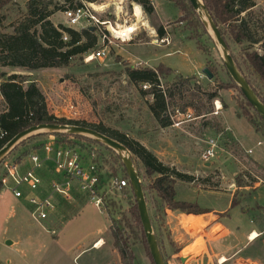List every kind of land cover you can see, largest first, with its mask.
Returning <instances> with one entry per match:
<instances>
[{"label":"rangeland","instance_id":"1","mask_svg":"<svg viewBox=\"0 0 264 264\" xmlns=\"http://www.w3.org/2000/svg\"><path fill=\"white\" fill-rule=\"evenodd\" d=\"M78 1H73L70 6L78 3ZM129 1L126 0L124 3V11L131 18ZM27 2L28 0L0 2V26L4 32H11L18 20L26 14ZM55 2L58 3L59 7L62 5L69 6L67 0H55ZM96 2L98 4L109 3L107 11L99 13L101 20L109 19L113 23L117 20L118 23L125 24L123 16L117 18L114 14L119 6L118 0H96ZM155 5L159 16L165 18V23H160L155 14L148 16L144 13L145 20L142 24L138 23L133 39L127 42L114 40V43L108 48L109 54L105 59H94L86 63L79 57L74 59L68 67L38 69L31 72L32 75L25 76L30 80L39 81L38 83L46 96L49 111H54L60 107L58 111L62 112L68 107L67 104L73 103L76 108L74 119L89 124L104 125L137 140H145L147 148L151 151L162 150L164 155H168L171 159L165 158L168 160L167 162H179V165L175 166L178 169L185 172L197 170L199 176L196 177L206 179V184L201 183L202 188L218 190V192L212 193L201 190L191 182L178 181L175 199L189 202L204 209L227 210L229 215L225 217V222L237 232L242 240H245L244 235L251 228L259 230L258 214L255 209L249 208L247 210L246 206L236 205L232 207L229 204V199L233 189H235L234 194L240 201L255 193L256 184L252 180L254 176L251 172L261 177L263 179L261 184H264V136L254 129L247 117L249 114L260 121L259 116L247 103L239 86L227 71L217 41L197 12L204 25L200 29V33L206 30L208 35H200L197 39L192 38L193 31L187 24L190 10L188 0H155ZM63 10H58L51 17L54 24L66 23ZM112 12L113 14H111ZM160 25L167 27L168 43L161 42V37L156 33L155 27ZM97 33L99 34V30ZM107 33L110 34L108 31ZM98 42V46H100L101 41ZM228 43L230 53L238 61V68H240L241 73L251 81L252 86L258 90L259 97L264 102V82L253 73L248 60L250 53L264 54V48L261 45L236 44L231 40H228ZM199 46L207 50L203 52ZM138 64L152 68L163 64L164 67L170 68L171 71H167L169 73L162 80L163 84L166 79L172 80L177 75L193 76L200 73L202 74L201 78L196 75L198 85L211 87L216 78L223 85L218 98L222 102V110L218 115L210 113L205 119L202 116L198 117L196 111L195 116L197 118L185 122L181 128L161 126L149 109L152 96L143 95L140 89L133 85L123 73L126 66ZM202 66L208 67L213 72L214 78L212 80H209L203 73ZM5 70L9 72L10 68ZM1 71L2 69L0 74H7V72ZM195 83L194 80L192 85L194 86ZM178 107L180 108V106ZM207 121L210 122L209 125H205ZM217 122L222 127L229 129L241 145L237 144L236 139L234 143L225 144L216 130L211 127ZM50 135L55 136V133H41L31 136L19 143L11 152L17 155L30 152L29 150L34 146L48 141ZM211 137L219 139L221 148L217 149L215 157L209 160L211 163L209 166L202 162L196 164L192 159L202 156L206 148V140ZM55 138L58 137L55 136ZM71 140L77 145L70 146L77 147L82 151L87 161L91 159L99 166L104 173L106 183L113 176L124 178V165L120 153L84 135ZM249 150H251L250 154L247 152ZM201 160L204 162L202 157ZM140 176L148 187L145 194L146 201L154 234L166 264H220L221 256L228 259L223 264H264V243L261 238L253 241L251 245L246 243L245 249L240 253L237 250L244 248L243 244L227 242L220 249L213 247L210 250V256L204 255L202 251L205 242L198 233L199 227L191 228L190 231L193 234L191 236L176 221L168 224L163 202L149 188L154 176L148 177L144 169L140 171ZM238 176L243 179L244 186L237 184ZM5 195H8L10 199L0 201V264H4L8 258L15 260L19 256H28L29 260H35L39 256H43V253H49V257H52L53 253H56L55 251L61 252L60 248L68 247L65 245H70L74 239L76 240L84 234L89 233L91 236L93 231L94 237L103 236L105 238L104 249L117 250L112 239L109 218L99 213L90 204L77 215L72 226L69 225L68 241L65 242L62 234L63 226L48 224V226L43 227L39 225L32 218L30 210L26 207L24 210L17 207L13 209L11 207V195L9 192H6ZM248 200L251 206H255L257 203L264 205V188ZM105 202L106 205L109 204L117 220H121L124 216L132 219L130 209L135 205L136 200L129 187L121 191L110 192ZM84 204L87 203L81 202V205ZM17 209L21 212L14 216L13 212H16ZM171 218L174 219L173 216ZM133 224V251L137 258V264H154L147 243L145 244L141 240L142 226L139 227L135 222ZM184 234L187 237H184ZM7 239L18 242L12 247H6ZM57 239L60 240V243L55 244ZM195 239L197 242L194 246L184 249L185 245L194 242ZM87 241H90V237L84 239L83 243H88ZM249 254L256 255L257 259H255L256 257L249 259ZM110 258L105 264L115 263H113V257ZM184 258L185 262H183Z\"/></svg>","mask_w":264,"mask_h":264},{"label":"trees","instance_id":"2","mask_svg":"<svg viewBox=\"0 0 264 264\" xmlns=\"http://www.w3.org/2000/svg\"><path fill=\"white\" fill-rule=\"evenodd\" d=\"M133 1L140 4L144 13L148 16L155 14L152 0ZM203 2L219 27L228 47V40H231L236 44L261 45L264 48V4H260L258 0H203ZM78 4L80 5V3ZM64 8V5L59 7L55 0H28L26 14L14 25L13 32H4L0 28V68L22 67L27 70L65 68L70 66L74 59L79 57L83 59L84 55L94 50L99 40V34L95 28L86 27L76 30L62 23L55 25L52 22L51 17L54 13ZM187 24L193 31L192 38L197 39L200 35H208L206 30L200 33V29L204 25L191 4ZM155 30L159 37H163L166 33L163 25L155 27ZM64 33H67L68 41L63 40ZM199 47L203 52L207 50L204 47ZM233 58L239 67L238 61L234 56ZM248 60L253 73L258 75L264 82V54L259 52L250 53ZM167 71H171V69L164 67L163 64L158 65L156 68L138 64L136 66H126L123 69V73L133 85L140 89L143 95L149 94L152 96L149 109L161 126H171V121L166 115L168 107L176 108L180 106L181 109L185 110L190 107L195 108L198 117L207 118L213 112V102L220 97L219 92L223 89V85L215 78L211 87H202L198 85L199 82L195 75L184 76L182 74L175 76L172 80L166 79L163 84L162 80L169 73ZM0 78H2L0 92L6 105L0 113V150L15 135L33 125L58 123L87 126L118 140L127 147L133 155L139 175L140 171L144 169L148 177L154 176L149 188L160 198L165 209L193 214L207 212L197 205L175 199V184L177 181L206 184V179L198 178L196 175L163 162L139 140L129 137L119 130L110 129L104 125L89 124L76 119L55 117L48 109L46 96L39 83L37 81L28 82L30 79L25 75L2 73ZM194 80L196 83L193 86L192 82ZM247 80L252 86L251 81L248 78ZM144 85H148V87L144 88ZM189 86L193 87L188 88ZM253 89L259 96L258 90L254 87ZM247 103L251 106L248 101ZM256 113L258 114L257 111ZM258 116L260 121L249 114L247 117L254 129L264 136V120L259 114ZM209 124V121L205 122V125ZM211 127L216 130V133L220 135L225 144L236 142L232 132L222 127L220 123L217 122ZM55 136L58 137L57 141L61 145H77L71 139L80 138L81 135L55 133ZM42 144L34 146L29 151L41 147ZM124 177L129 179L125 167ZM236 180L239 186H244L241 176H238ZM142 186L146 194L148 187L143 181ZM129 188L133 191L131 182ZM238 203L237 196L234 195L232 206H236ZM106 210L111 223L110 229L114 246L121 256L122 263L137 264V258L133 251V222L137 223L139 227L142 226L141 240L145 244L147 243L137 201L130 209L131 220L127 216L117 220L109 204L106 205Z\"/></svg>","mask_w":264,"mask_h":264},{"label":"built area","instance_id":"3","mask_svg":"<svg viewBox=\"0 0 264 264\" xmlns=\"http://www.w3.org/2000/svg\"><path fill=\"white\" fill-rule=\"evenodd\" d=\"M2 1L5 0H0V2ZM67 1L69 6H65L63 10L66 19V23H62L63 25L76 30L86 27H94L99 30L98 41H101V45H97L98 47L84 55L83 60L86 63L94 59H105L109 54L108 48L114 43V40L127 42L133 39L139 23L135 16L136 4L141 9L142 17H145L143 7L133 0H127L130 2L133 20L124 11L126 0H118L119 6L115 14L117 18L123 16L125 24L99 18V13L106 12L109 3L98 4L96 0H79L80 5L75 3L70 6L75 0ZM102 5L105 6L102 7ZM103 22H108L116 27L119 24L134 26L135 29L126 37L119 36L110 28L101 27ZM146 28L151 29L150 27ZM152 32L154 31L152 30ZM63 40H69L67 33H64ZM160 41L169 42L167 37L161 38ZM147 87L148 85H144V88ZM67 106L62 112L58 111L60 107H57L54 111L50 110V113L57 118L74 119L76 117L75 105L70 103ZM222 108V102L218 99L214 100L212 113L218 115ZM195 113L196 109L191 107L186 110L179 107H168L166 115L169 117L172 127L181 128L185 122L197 118ZM220 148L221 145L217 137L208 138L206 148L201 156L204 162L214 158L216 150ZM247 152L250 154L251 150ZM251 174L254 176L252 180L255 184L263 182L261 177L252 172ZM129 186L130 181L126 177L113 176L106 183L103 171L93 160L87 161L82 151L77 147L59 144L54 135H50L48 141L29 153L24 152L17 155L11 152V156L8 154L0 163V187L10 190L17 199H25L30 205L32 218L41 224L52 217L61 202H72L78 195L106 212L105 200L109 193L115 190L121 191Z\"/></svg>","mask_w":264,"mask_h":264},{"label":"crops","instance_id":"4","mask_svg":"<svg viewBox=\"0 0 264 264\" xmlns=\"http://www.w3.org/2000/svg\"><path fill=\"white\" fill-rule=\"evenodd\" d=\"M152 1L154 2L153 4L155 6V15L158 17L159 22L164 24L165 18L164 17L161 18L159 16L157 6L155 5V0H152ZM258 2L260 4H264V0H258ZM111 14H113V12ZM114 14H115V12H114ZM115 21H117V20H115ZM0 28L2 29L1 26H0ZM164 29L166 31L167 27H164ZM12 32H13V29L11 30V33ZM166 34L167 33H165V35L163 37H166ZM163 37H161V38H163ZM261 54H263V53H261ZM7 68H10L9 72H7L5 70ZM203 68L204 67L202 66V69ZM1 69H2L1 72H7V75H10V74L32 75L33 73H31V72L37 71V70H27V69L22 68V67H4V68H0V70ZM196 75L199 76V78L202 77V74H200V73L196 74ZM186 76H188V75H186ZM32 81L39 82L38 80H29L28 82H32ZM1 82H2V78H0V85H1ZM5 106H6L5 100L3 99V96L1 95V92H0V113L4 110ZM234 138L236 139L235 136H234ZM139 141L147 147L145 140H139ZM236 141H237V144L241 145L237 139H236ZM153 153L160 160H163V162H165L167 164L170 163V165H172V166H178L179 165V162H172V163L167 162L171 158L168 155H164V153H162V150H159V151H156ZM9 155L11 156V153H9ZM166 156H168V157H166ZM165 158H168V160ZM192 161H194L196 164L202 162L203 164L208 165V166L211 164V163H209V161L203 162L201 160V157H199V158L195 157L194 159H192ZM188 173H190L192 175L194 174L196 176H199V172L197 170H195L194 172L188 171ZM182 182H184V181H182ZM177 183H178V181L176 182V184ZM176 184H175V189H176ZM192 184L197 185L201 190H207V191H210L212 193L218 192V190L202 188L201 184H197L194 182H192ZM255 187H256L255 193L249 195L246 199H242L241 201L238 200L239 203L237 204L238 206H241V207L246 206L247 210H249V208L255 209L257 214H258L259 230L255 229V228H251L247 232V234L244 235L245 240H242L238 236L237 232L235 230H233V228H231L225 222V220H224L225 217L229 215V212L227 210L217 211L215 209H210V208L207 209L206 208L205 210L207 212H205V213L193 214V213H185V212H182L179 210L166 209L165 212H166L167 217H168L167 223L172 224V221L174 223L176 221V223H178L180 226H182L185 229V231L187 233H189L191 236H193L192 232L190 231L191 228L199 227L198 233H199L200 237L204 238V242H205V247L202 251L204 253V255L210 256V254H211L210 250L213 247H215L216 249H220L227 242L232 243V244H234L235 242H238L239 244H243L244 248H239L237 250L238 253L243 252V249H245V247H246L245 246L246 243H248V245H251L252 242L258 238H261L263 243H264V205L257 203L255 206H251V204L248 200V199H250V197L256 195V193L261 191L262 188H264V184H261V183L256 184ZM231 188H234V187H231ZM6 192H9V194L11 195V207L13 209H15L17 207V208H20L21 210H24L26 207L28 210H30V205L28 204V202L25 199L15 198L13 193L10 190L3 189L2 187H0V201L3 199H5V200L10 199V197H8V195H5ZM234 193H235V189H233L232 193H230L229 204H231V206H232L233 197L235 195ZM83 201H85L87 203V204H84L85 206L81 205V202H83ZM88 204L94 206V208H96V210L99 213H101L102 215H106L108 217L106 212L102 211L101 209H99L94 204L88 202V200H86L84 197L78 195L77 198L72 202H61L57 211L52 215V217L49 220H47L46 222H43L42 224L39 222H37V223L43 227L48 226V224H56L58 226L60 225L59 227L63 226L64 229L62 231V234H63V238H64L65 242H67L68 241L67 232L69 231L68 230L69 225L72 226L74 219L77 217V215H79L81 212L84 211V209L86 208V206H88ZM244 211H246L245 208H244ZM20 212L21 211H19L17 209L16 212H13L14 213L13 215L16 216L17 213H20ZM172 216L174 217V219L171 218ZM64 218H66V220H64ZM110 225H111V223H110ZM53 232H55V231L53 230ZM254 232H256L258 234V237H256L254 240H252L251 235ZM94 234L95 233L93 231V234L91 236L89 235V233H87V234H84L83 236L79 237L78 239L76 238V240L74 239V241L71 242L70 245H65L68 247L60 248L62 250L61 252L55 251L56 253H53L52 257H49V253H43L42 254L43 256H39V258H37L35 260H29L28 256H19L18 259H15V260L8 258L7 261H4V264H101V263L105 264L106 261L111 259L110 257H113V263L115 262L114 264H122L121 256H120L119 252L117 250H113L110 248L104 249V246H105L104 243L101 246H97V243L101 240L104 242L105 238L103 236H95L94 237L93 236ZM89 237H90V241H87L88 243H83V240L87 239V238L89 239ZM184 237H187V236L184 234ZM6 238H8V237H6ZM10 239H11V237H10ZM184 240H187V239L184 238ZM8 241H9V244H8ZM17 242L18 241H16V240L11 241V240L7 239L5 242V246L6 247H12ZM58 242L60 243V240L57 239V241H55V244H57ZM196 242L197 241L195 239L194 242L185 245L184 249L194 246ZM243 246H241V247H243ZM252 257H253V259H254V257H256L255 259H257L256 255H254V256H253V254L248 255L249 259H251ZM220 260H219L220 264H223V263L228 261V259L225 256H221ZM222 260H224V261H222ZM183 262H185V258H184Z\"/></svg>","mask_w":264,"mask_h":264},{"label":"water","instance_id":"5","mask_svg":"<svg viewBox=\"0 0 264 264\" xmlns=\"http://www.w3.org/2000/svg\"><path fill=\"white\" fill-rule=\"evenodd\" d=\"M188 1L190 2L194 10L200 15L206 27L212 32L222 52L224 64L227 68V71L241 89L246 100L251 104V106L258 112V114L264 120V102L261 100V98L258 96V94L255 92L253 87L250 85L248 80L244 77V75L241 73L238 66L236 65L235 60L230 53L226 40L224 39L217 24L214 22L203 0ZM203 13L206 17V20L202 16ZM91 28L94 29V27ZM203 73L207 76L209 80H212L214 78L213 72L208 67L203 68ZM41 133H68L71 135H84L93 138L108 146L109 148H112L116 152L120 153L121 159L129 176L131 186L138 204L141 222L146 234L147 243L149 245L153 262L154 264H166L161 249L159 247L158 240L154 234V229L146 201L145 192L142 186V181L138 169L135 165L133 155L127 149V147L118 140L113 139L108 135L103 134L87 126L76 124L42 123L28 127L27 129H24L23 131L15 135L0 150V163L23 140Z\"/></svg>","mask_w":264,"mask_h":264},{"label":"bare ground","instance_id":"6","mask_svg":"<svg viewBox=\"0 0 264 264\" xmlns=\"http://www.w3.org/2000/svg\"><path fill=\"white\" fill-rule=\"evenodd\" d=\"M105 6V5H102V7ZM135 16H136V19L140 22V23H143L144 20H145V17H142V14H141V9L140 7L136 4L135 5ZM203 18L206 20V17L204 15V13L202 14ZM101 27H106V28H110L114 33H116L117 35L119 36H128L129 33H131L135 28L134 26H131L129 27L128 25H121L119 24L118 27L116 26H112L110 23L108 22H103L101 23ZM256 237H258V234L256 232H254L252 235H251V239L254 240ZM103 244V241H99L97 243V246H101ZM221 261V260H220ZM224 261V260H222ZM226 261V260H225Z\"/></svg>","mask_w":264,"mask_h":264}]
</instances>
